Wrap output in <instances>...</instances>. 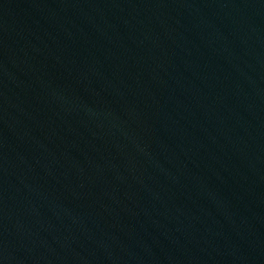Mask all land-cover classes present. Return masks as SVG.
Returning <instances> with one entry per match:
<instances>
[{
	"label": "water",
	"instance_id": "water-1",
	"mask_svg": "<svg viewBox=\"0 0 264 264\" xmlns=\"http://www.w3.org/2000/svg\"><path fill=\"white\" fill-rule=\"evenodd\" d=\"M0 264H264V0H0Z\"/></svg>",
	"mask_w": 264,
	"mask_h": 264
}]
</instances>
